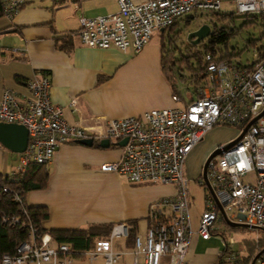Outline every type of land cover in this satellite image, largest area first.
I'll return each instance as SVG.
<instances>
[{
    "label": "built area",
    "instance_id": "obj_1",
    "mask_svg": "<svg viewBox=\"0 0 264 264\" xmlns=\"http://www.w3.org/2000/svg\"><path fill=\"white\" fill-rule=\"evenodd\" d=\"M24 2L4 0L5 15H14ZM233 2L240 13L261 14L264 20V0ZM222 3L223 0H118L117 12L82 16L78 35L81 42L90 47H115L139 53L155 31L189 15L205 18L209 13L221 12ZM203 56L205 79L196 97L189 96L185 101L180 94H173L175 102L184 101L185 105L151 109L121 119L100 118L70 124L65 118L68 106L51 98V81L47 75H37L28 81L30 96L22 97L14 90H4L0 95V121L22 124L29 131V144L20 154L21 163L8 177L19 180L32 161L49 164L67 142L127 139L121 157L102 164L103 171L116 172L133 183L176 187L175 195L151 205L145 239L136 235L134 240L136 264H140L141 255L144 264H187L194 234L211 238L221 219L220 205L230 220L264 230V113L239 141L209 163L207 178L213 192L201 172L199 184L205 185L208 193L198 229L193 228L189 179L184 174L188 155L215 126H234L237 138L264 112V58L250 68L229 59L217 60L210 51H205ZM78 103L79 99L74 98L69 106L78 109ZM250 173L255 175L252 181L246 179ZM13 195L23 214L28 216L25 196L19 191H13ZM3 220L23 224L28 229L29 239L18 246L16 253L5 254L0 264H72L73 255L79 252L69 243L53 244L52 235L40 233L30 218L26 222H21L18 216ZM129 234L127 224L113 225L107 238L98 240L95 248L85 252L88 264H95L100 255L104 264H118L120 253L114 249V240L129 237ZM255 264H264V252Z\"/></svg>",
    "mask_w": 264,
    "mask_h": 264
},
{
    "label": "crops",
    "instance_id": "obj_2",
    "mask_svg": "<svg viewBox=\"0 0 264 264\" xmlns=\"http://www.w3.org/2000/svg\"><path fill=\"white\" fill-rule=\"evenodd\" d=\"M118 9V0H25L14 15L1 17L0 55L8 58L2 67L10 73L0 72V95L11 89L22 97L30 96L28 81L47 75L51 98L68 106L65 118L70 124L100 118L121 119L151 109L181 106L173 100L172 85L162 70L161 46L152 39L139 53L115 47H90L81 42L78 31L82 16L96 17ZM65 40L71 44L69 49L60 46ZM74 98L79 99L78 109L69 106ZM121 141L113 140L106 148L98 142L93 146L63 144L48 164V186L27 193L26 203L47 206L49 218L42 222L46 229L127 224L135 230L134 238L115 239L114 249L120 253L118 264H136L134 240L136 235L145 239L151 205L175 195L176 187L133 183L116 172L103 171L102 164L121 157ZM19 159L20 154L15 156L0 144V173L16 170ZM199 221L200 217L196 221L192 217L195 230ZM220 223H216L209 239L194 234L187 264L252 263L260 247L258 233L251 237L255 239H244L241 251L235 250L232 232L240 229L221 230ZM86 251L75 253L72 264H88ZM95 264H104L102 255ZM140 264H144L143 255Z\"/></svg>",
    "mask_w": 264,
    "mask_h": 264
},
{
    "label": "trees",
    "instance_id": "obj_3",
    "mask_svg": "<svg viewBox=\"0 0 264 264\" xmlns=\"http://www.w3.org/2000/svg\"><path fill=\"white\" fill-rule=\"evenodd\" d=\"M4 0H0V18L5 15L3 10ZM245 24L253 23L256 19H260V27H262L260 39L249 38L247 40V48L252 46L256 58L241 64L253 68L261 59L264 58V20L261 14H246ZM236 16L231 14H223L222 12L209 13L205 19V23L211 26L210 35L203 39L198 45L187 43L185 52L180 49L179 57H175L176 48L168 49L164 43L165 32L174 29L180 21L185 20L189 25L194 16H188L165 28L162 31L163 40L161 45V66L162 70L172 85L173 94H180L184 100L189 96L192 98L198 95V87L204 84L205 79V59L204 52L210 51L217 60L229 59L232 63L235 58L242 53L238 46L231 44V39L239 34L240 29L234 25ZM255 18V20H252ZM230 24L226 23V20ZM260 42V46L258 42ZM61 48L69 49L71 44L69 41H62ZM239 64V63H238ZM186 70L190 75H186ZM178 80H183L187 84V93L182 95L178 90ZM191 86L193 87L191 89ZM48 164L37 163L32 161L28 164L26 173L17 181H13L8 174L0 173V262L5 254H14L18 246L25 240L29 239L28 229L23 224H12L5 222L4 217L18 216L21 222H26L28 218L35 224L40 233H50L52 235V243H69L78 251H85L95 248L96 243L100 239L107 238L112 230V225H96L85 229H46L42 222L49 218V209L47 206H29L26 203V195L31 191L42 190L48 186L49 182ZM8 188L9 191H5ZM13 191H19L25 196V204L28 209V216L22 212L21 205L14 199ZM223 221V214L220 213ZM28 217V218H27ZM232 229H245V226H230ZM264 231V230H263ZM216 233V231H214ZM135 230H130L129 237L134 238ZM260 247L257 252L264 248V237L259 239ZM255 256V254H254Z\"/></svg>",
    "mask_w": 264,
    "mask_h": 264
},
{
    "label": "rangeland",
    "instance_id": "obj_4",
    "mask_svg": "<svg viewBox=\"0 0 264 264\" xmlns=\"http://www.w3.org/2000/svg\"><path fill=\"white\" fill-rule=\"evenodd\" d=\"M223 14H231L233 13L236 18L234 19V25L240 29L238 35L231 39V44L236 45L242 50V53L235 58V62L239 64H246L248 61H252L256 58L254 48L249 46L247 48V40L249 38L260 39L262 27H260V19H256L253 23L245 24V15L238 11V6L233 2V0H223L222 3V11ZM256 13H250L253 15ZM193 16V15H189ZM255 20V18H252ZM227 24H230V21L226 20ZM205 24V19L201 17H194L189 25L186 24L185 20L179 22V24L172 30L168 28L165 32V41L166 47L168 49L176 48L175 57H179L180 49L185 52L187 47V43L192 44L188 41V34L199 28L201 25ZM162 30L155 31L152 37V40L158 43L160 46L162 45L163 40ZM261 41L258 42L259 46ZM196 45V44H192ZM198 45V44H197ZM8 58H4L3 55H0V72L5 71V73H10V70L2 67L4 62H7ZM186 75H190V72L186 70ZM178 90L181 91L182 95H186L187 93V84L183 80H178L177 84ZM193 87L191 86V89ZM181 106L185 105L184 101L180 102ZM237 135V129L231 125H217L212 130H210L204 139L199 142L194 149L190 152L187 157L186 165L184 168V174L189 179V198H190V207H191V215L195 219H199L201 216L206 202V195L208 193L207 187L205 185L201 186L199 184V179L201 177L200 168L204 164L206 157L218 146L222 144H226L232 139H234ZM21 153H15V156H18ZM218 157V156H217ZM215 157V159L217 158ZM21 163L20 159L18 164ZM17 169V168H15ZM255 175L250 173L246 176L247 180H254ZM221 230L229 229L228 223L226 219L223 217V221L220 223ZM144 225L141 224L140 232L142 235L144 234ZM256 233L257 237H264V231L257 228H245L237 231H233L232 235L236 239V243L233 244L232 248L235 250L241 251L244 246V239H255L251 238ZM122 239H119L120 242ZM55 246V245H54Z\"/></svg>",
    "mask_w": 264,
    "mask_h": 264
},
{
    "label": "water",
    "instance_id": "obj_5",
    "mask_svg": "<svg viewBox=\"0 0 264 264\" xmlns=\"http://www.w3.org/2000/svg\"><path fill=\"white\" fill-rule=\"evenodd\" d=\"M164 29H162L163 31ZM211 33V26L207 23L201 25L199 28L196 30L191 31L188 34V41H190L192 44H199L203 39L207 38ZM264 112H262L258 117L253 119L243 130L241 134L234 140L228 142L226 145L222 147H216L206 158L203 169H202V174L206 180L207 185L213 192L210 182L207 178V169L209 166V163L211 162L212 159L217 157L222 153L223 150H226L228 147L232 146L235 144L237 141H239L243 135L245 134L246 130L248 127L258 118H260L263 115ZM77 143L87 145V146H93L95 144L93 139H82L78 140ZM99 145L101 147H109L111 144L110 139H102L99 142ZM127 143V139H124L120 142L121 145H125ZM0 144L3 145L5 148L8 150L15 152V153H23L26 151L28 144H29V131L28 128L22 124L18 123H10V122H1L0 121ZM221 212L226 219V222L231 225V226H249L252 227L251 225L244 223V222H235L230 220V218L227 216L224 207L220 205ZM264 248L257 253V255L253 258L251 264H255L257 259L263 254Z\"/></svg>",
    "mask_w": 264,
    "mask_h": 264
}]
</instances>
